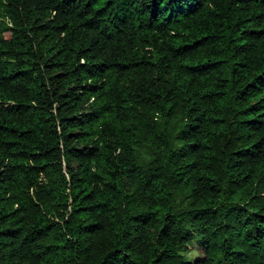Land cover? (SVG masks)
I'll return each instance as SVG.
<instances>
[{"label":"trees","instance_id":"1","mask_svg":"<svg viewBox=\"0 0 264 264\" xmlns=\"http://www.w3.org/2000/svg\"><path fill=\"white\" fill-rule=\"evenodd\" d=\"M0 264H264V0H0Z\"/></svg>","mask_w":264,"mask_h":264},{"label":"rangeland","instance_id":"2","mask_svg":"<svg viewBox=\"0 0 264 264\" xmlns=\"http://www.w3.org/2000/svg\"><path fill=\"white\" fill-rule=\"evenodd\" d=\"M187 257L189 259H195L197 257L196 252L195 251H191L190 253H188Z\"/></svg>","mask_w":264,"mask_h":264}]
</instances>
